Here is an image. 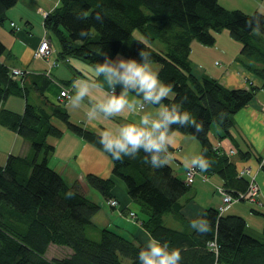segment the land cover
Instances as JSON below:
<instances>
[{"label":"trees","instance_id":"16d2710c","mask_svg":"<svg viewBox=\"0 0 264 264\" xmlns=\"http://www.w3.org/2000/svg\"><path fill=\"white\" fill-rule=\"evenodd\" d=\"M18 1L0 0V25ZM42 23L49 38L57 44V51L51 47L47 59L51 67L69 58L92 66L102 61L105 54L139 59L140 48L151 51L153 63L159 66L160 79L174 88V94L165 102L182 101L183 107L202 124L197 134H193L191 127L177 132L194 138L200 145V155L210 161L207 169L196 168L194 178L199 175L208 181L217 175L222 180V186L215 187L218 196V187L232 197L247 190L249 177L240 174L242 169L213 148L208 135L215 125L218 139H229L238 157L248 159L250 151L241 149L232 133L233 118L253 100L256 88L228 89L208 76L197 77L190 52L192 42L212 46L214 33L225 30L241 45L239 61L264 82L263 13L227 9L218 0H58L57 6L43 16ZM82 30L86 36L80 35ZM5 51L0 42V56ZM27 73L12 78L7 66L0 64V126L29 143L27 155H9L4 165H0V264H125L122 258L128 259L129 264H139L137 253L145 245L116 230L97 228L93 218L102 205L86 195L79 181L69 184L48 164L54 147L47 139L59 138L63 133L55 123L106 153L98 133L70 121L65 108L71 97L68 90L63 88L69 99L58 101V97L54 103L43 95L52 80L49 71L43 74L44 85L34 86L44 104H32L24 81ZM9 96L25 99L21 114L1 106ZM106 154L112 162V177L86 174L83 179L87 188L98 191L106 204L116 209L119 199L113 191L116 181H120L142 215L144 230L150 237L178 247L181 264H264V227L260 236H253L242 217L219 214L213 208L191 220L182 217L181 200L190 191L186 172L182 179L168 163L154 169L143 152L123 160H113L110 153ZM260 168L264 169L263 164ZM110 201H116L115 206ZM240 202L246 201L237 203ZM252 212L264 220V213L253 209ZM165 215L175 217L185 230L168 227ZM204 216L210 222V230L200 233L192 222L198 225ZM89 229L96 230L99 238L89 237L86 233ZM50 244L67 247L71 254L48 259L45 254Z\"/></svg>","mask_w":264,"mask_h":264},{"label":"crops","instance_id":"0c3cea01","mask_svg":"<svg viewBox=\"0 0 264 264\" xmlns=\"http://www.w3.org/2000/svg\"><path fill=\"white\" fill-rule=\"evenodd\" d=\"M218 2L227 9H237L247 14L259 11L264 14V0H218ZM57 4L58 0H19L6 13L8 24L6 22L0 27V42L6 48L4 54L0 56V64L6 65L8 70L19 68L28 72L24 80L25 85L29 88L28 100L38 106H42L44 102L34 86H37V84L39 86L44 85L45 77L43 74L45 72L49 71L52 80H49L43 95L49 102L54 103L63 88L72 95L74 83L78 84L82 78H87V69L90 67L80 59L69 58V61H63L57 66L51 67L50 60L34 58L33 53L39 42L42 38H49L42 23L43 15L54 9ZM11 22L20 28L19 32L15 33L13 31L10 26ZM216 35L215 43L212 46L192 42L190 60L193 73L197 77L208 76L228 89L247 90L250 86L256 88L253 100L233 118L234 128L232 133L235 139L239 141L240 148L250 151L248 159L241 160L232 141L227 138L219 140L216 130L212 136H210V133L208 136L213 148L230 158L236 164L237 169L249 168L251 175L254 176L259 186L256 203L251 204V206H236L238 204H234L224 212L226 215L242 217L246 222L248 233L258 237L263 231L264 220L261 215L252 212V209L259 214L264 213V169L262 170L259 164L262 161L264 167V82L255 74L249 72L239 61L241 45L237 44L228 32L222 31ZM50 44L57 51V44L53 43L51 39ZM117 56L122 55H115L113 58ZM153 67L158 71L159 66ZM98 79L103 80V77L101 76ZM107 88V84H104L103 88H94L90 95L85 96L80 101L78 107H73L69 100L65 108L70 121L98 133L99 128H115L119 124L134 119V117L128 115L127 110L111 119H105L103 114H97L94 119L89 118V110L96 99L103 97ZM117 91H119V86H117ZM130 95L134 94L130 93ZM171 96L170 94L169 97ZM1 106L21 114L24 110L25 99L20 96H9L2 102ZM159 107L146 104L141 108L140 114L144 112L155 113L159 110ZM55 125L62 129L63 133L59 138L49 137L47 139V142L54 147V152L48 157V164L63 177H68L69 184L77 180L80 182L82 190L86 192L89 189L84 183V175L94 174L103 178L112 177V162L106 153L67 131L62 124L55 123ZM174 134L177 141L169 149L170 156L167 163L171 166L175 175L184 179L186 169L192 166L189 163L186 167L184 160L190 161L194 156L200 155V145L191 136L177 132ZM230 150H235V154H230ZM28 153L29 143L26 140L9 129L0 126V165H4L9 155L25 156ZM169 160L173 161L174 164ZM209 181L211 183L208 187L211 188V194L207 192V187L203 184ZM216 186H222V180L217 175L209 177L208 181H204L199 175L196 176L190 182V194L181 200L183 205L182 217L191 220L200 216L207 208L218 210L221 206V199L215 192ZM113 193L119 199V206L116 209H111L115 213V216L109 221L111 227L124 237L135 239L145 245L150 235L142 227L141 218L137 213L138 210L132 209L134 203L128 198L126 189L120 181H116ZM96 199L95 201L101 204L98 197ZM129 212L134 213L136 219L131 220L128 217ZM258 219H261V221L259 222ZM164 223L170 228L185 230L184 224L172 215H165ZM69 254H71V251H68Z\"/></svg>","mask_w":264,"mask_h":264},{"label":"clouds","instance_id":"9594fccd","mask_svg":"<svg viewBox=\"0 0 264 264\" xmlns=\"http://www.w3.org/2000/svg\"><path fill=\"white\" fill-rule=\"evenodd\" d=\"M80 35L86 36L87 33L82 30ZM137 55L139 59L123 56L113 58L105 54L102 61L87 69V78H82L78 84L74 83L70 103L78 107L80 101L90 95L94 88H103L107 84L103 97L96 99L89 110V118L94 119L97 114H103L105 119H111L127 110L134 119L115 128H99L97 132L103 150L110 153L113 160L135 158L143 152L152 168H161L167 163L170 147L177 141L174 133L180 128L191 127L193 134H197L202 130V124L190 110L183 107L182 101L171 104L165 102L170 94H174V88L171 83L160 79L153 67L151 51L142 47ZM101 76L103 80L98 79ZM146 104L160 107L155 113L140 114ZM184 163L186 167L189 163L193 168L210 167V161L202 154L190 161L184 160ZM192 227L204 233L210 230V222L204 216L198 225L193 221ZM137 259L139 264H181L182 256L181 250L170 247L168 241L149 237L145 246L138 251Z\"/></svg>","mask_w":264,"mask_h":264},{"label":"built area","instance_id":"2783aa9c","mask_svg":"<svg viewBox=\"0 0 264 264\" xmlns=\"http://www.w3.org/2000/svg\"><path fill=\"white\" fill-rule=\"evenodd\" d=\"M45 16V14L43 15ZM11 28L14 30V32H19L20 28L15 26L14 23H10ZM52 49L49 44V41L45 38H42L41 42L39 43L37 49L33 53L34 58L36 59H45L47 60L51 55ZM23 72L20 69L13 68L10 70V75L12 78H20L22 76ZM59 98L61 99H69V95L67 91L62 90L59 94ZM143 108V107H142ZM230 154H235V150H230ZM261 167V163H260ZM198 169L190 167L186 171V182H191L194 178V175H196V172ZM240 174H246L249 177V183L247 190L244 193H238L237 197H232L225 189L218 187L217 192L221 198V206L218 209L219 214L224 213L227 208H229L230 205L233 203H237L239 201H246V202H255L256 197L259 192V186L255 181V178L253 175H251V172L249 169H243L241 170ZM109 204L111 206H115L116 201H110Z\"/></svg>","mask_w":264,"mask_h":264},{"label":"rangeland","instance_id":"374dc122","mask_svg":"<svg viewBox=\"0 0 264 264\" xmlns=\"http://www.w3.org/2000/svg\"><path fill=\"white\" fill-rule=\"evenodd\" d=\"M6 20H5V24H6ZM7 24H8V22H7ZM2 25H0V27H1ZM14 31V30H13ZM225 31V30H224ZM225 32H227V31H225ZM15 33H17V32H15ZM217 33H214V36H215V38H216V35ZM134 36L135 37H137V38H140V35H139V33L138 32H134ZM46 39L49 41V44H50V40H49V38H47L46 37ZM41 42V41H40ZM39 42V43H40ZM237 44H240L239 42H237V41H235ZM53 43H55L54 41H53ZM50 46H51V44H50ZM228 49V48H227ZM212 54L214 53L213 51L211 52ZM228 53H229V51H228ZM108 56H110L109 54H107ZM110 57H114V56H110ZM196 58H197V56H196ZM199 59V58H198ZM153 66H158V64H155V63H153ZM17 69H19V68H17ZM22 72H23V74L24 73H26V70H23V69H20ZM22 74V75H23ZM58 101H62V99H58ZM264 111V110H263ZM217 129V127L215 126V125H212L211 126V130H210V136H212L213 135V132L215 131ZM169 161H171V160H169ZM173 164H174V162L173 161H171ZM190 167H192V166H189L187 169H189ZM187 169H186V171H187ZM243 169H249V168H247V167H244ZM242 169V170H243ZM250 170V169H249ZM64 179L67 181V182H69L68 181V177H65L64 176ZM210 181L209 182H205V183H203L206 187H207V192H209V194H211V188H209L208 186H210ZM198 184H200V183H198ZM89 190L88 191H86V195H88L90 198H92L93 200H97L96 199V197H98V199L100 200V202H101V205H102V208H101V210L96 214V216L93 218V223H94V225H96V227L97 228H100V229H102L103 227H109L110 229H113L111 226V223L109 222V221H111V219H112V217L113 216H115L114 214V211L113 210H111V208L106 204V202L103 200V198L100 196V194L98 193V191H96V190H94V189H91V188H88ZM190 192V191H189ZM187 193L186 194V196L187 195H189L190 193ZM198 199H200L199 197H198ZM234 204H238V205H236V206H240V205H245V206H251V203H248V202H243V203H233L232 205H234ZM232 205H230L229 207H231ZM132 209L133 210H135V211H137L138 210V208H137V206L135 205V204H132ZM228 209V208H227ZM137 213H138V215H139V218H141V214L139 213V210L137 211ZM128 217L131 219V220H134V219H136V216L133 214V213H130V214H128ZM259 220V222L261 221V219H258ZM255 222H256V219H255ZM114 230V229H113ZM87 235L89 236V237H91V238H93V239H98L99 238V233L96 231V230H87ZM68 251H69V248H67V247H64V246H58V245H54V244H50L49 245V247H48V249H47V251H46V254H45V257L46 258H48V259H52V258H62V257H66V256H68ZM122 261L125 263V264H129L130 263V261L128 260V259H126V258H122Z\"/></svg>","mask_w":264,"mask_h":264},{"label":"bare ground","instance_id":"6f19581e","mask_svg":"<svg viewBox=\"0 0 264 264\" xmlns=\"http://www.w3.org/2000/svg\"><path fill=\"white\" fill-rule=\"evenodd\" d=\"M36 62V61H35ZM28 74V73H27Z\"/></svg>","mask_w":264,"mask_h":264}]
</instances>
